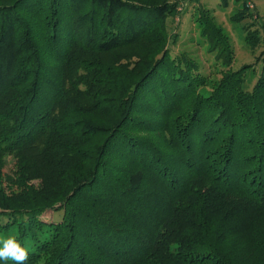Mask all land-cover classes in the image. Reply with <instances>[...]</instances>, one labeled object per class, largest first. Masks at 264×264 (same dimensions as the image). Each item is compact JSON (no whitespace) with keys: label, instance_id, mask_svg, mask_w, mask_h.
<instances>
[{"label":"trees","instance_id":"trees-1","mask_svg":"<svg viewBox=\"0 0 264 264\" xmlns=\"http://www.w3.org/2000/svg\"><path fill=\"white\" fill-rule=\"evenodd\" d=\"M175 12L171 0H0V239L15 235L25 264H264V53L248 91L251 66L231 69L228 33L199 7L223 68L212 80L172 55ZM49 210L61 220L43 221Z\"/></svg>","mask_w":264,"mask_h":264},{"label":"rangeland","instance_id":"rangeland-1","mask_svg":"<svg viewBox=\"0 0 264 264\" xmlns=\"http://www.w3.org/2000/svg\"><path fill=\"white\" fill-rule=\"evenodd\" d=\"M171 2L176 5L175 15L168 19L172 55L186 53L199 63L203 75L212 80L221 78L223 68L217 63L214 55L208 52L206 43L201 38L195 23L199 7L209 9L218 24L230 37L235 53L231 69L238 71L242 67L251 66L245 74V89L252 91L262 69V62L257 60L264 53V0H246L249 15L240 22H233L231 17L243 9V0H171ZM251 24V30H257L260 36V42L255 48L247 44L243 30V27ZM175 35H177V41L173 44ZM200 90L203 93L210 92V86ZM16 170V159L8 155L3 174L16 179V176L13 175ZM39 183L40 180H35L12 188L5 184V188L10 195L20 196L26 192L30 184L37 186ZM62 214L61 211L49 210L43 214L41 219L48 223L57 222L61 220Z\"/></svg>","mask_w":264,"mask_h":264},{"label":"clouds","instance_id":"clouds-1","mask_svg":"<svg viewBox=\"0 0 264 264\" xmlns=\"http://www.w3.org/2000/svg\"><path fill=\"white\" fill-rule=\"evenodd\" d=\"M28 257V249L15 235L0 239V260L12 261L13 264H25Z\"/></svg>","mask_w":264,"mask_h":264}]
</instances>
